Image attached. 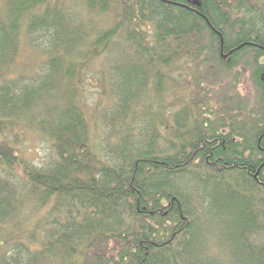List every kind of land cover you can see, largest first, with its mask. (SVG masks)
Segmentation results:
<instances>
[{
    "label": "trees",
    "instance_id": "trees-1",
    "mask_svg": "<svg viewBox=\"0 0 264 264\" xmlns=\"http://www.w3.org/2000/svg\"><path fill=\"white\" fill-rule=\"evenodd\" d=\"M82 5L0 0V264H264V0Z\"/></svg>",
    "mask_w": 264,
    "mask_h": 264
},
{
    "label": "rangeland",
    "instance_id": "rangeland-1",
    "mask_svg": "<svg viewBox=\"0 0 264 264\" xmlns=\"http://www.w3.org/2000/svg\"><path fill=\"white\" fill-rule=\"evenodd\" d=\"M65 5L67 8H69V13L72 14V18L74 21L76 19L81 17V20L84 19L82 18V15H84V10H83V5H82V0H65ZM89 20H94L95 25L98 27H106L109 22V17L108 16H103V15H88ZM87 16V17H88ZM86 21V19H85ZM32 52H36V54H39L38 51H36L34 48L29 47ZM28 49V50H29ZM35 56H32V59L28 61V64L31 63V66H34V59ZM106 58V57H105ZM111 59H109L110 61ZM105 67L104 60L96 61L93 65V71L95 74L89 75L91 78L90 80H87L84 84V95H85V100L88 102V104L94 108V105L97 104L98 106L101 104H111V96L110 93L107 90H102L101 87V76L99 73L102 71V68ZM106 93V95H102V93ZM109 99V102H108ZM103 118H101L97 114V121L101 122ZM46 149L44 148V144L41 142H38L35 140L33 137H30L29 139L26 140V143L23 144L21 153L25 155L27 158L30 160L34 161L35 163H38L41 158L45 157ZM223 222V221H222ZM221 220L217 217V215L214 213L211 215V222L209 225L213 229V232L215 235L219 236L220 241L222 242L226 235H228V229H226L224 226L225 224L222 223Z\"/></svg>",
    "mask_w": 264,
    "mask_h": 264
}]
</instances>
